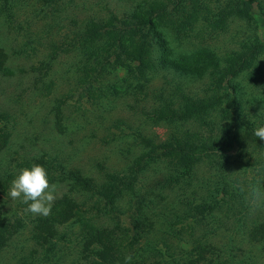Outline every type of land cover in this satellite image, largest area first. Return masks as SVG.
<instances>
[{
  "label": "rangeland",
  "instance_id": "obj_1",
  "mask_svg": "<svg viewBox=\"0 0 264 264\" xmlns=\"http://www.w3.org/2000/svg\"><path fill=\"white\" fill-rule=\"evenodd\" d=\"M132 1L0 0V47L6 53V56L0 53V180L6 189L4 192L3 187L0 188V210L13 219L26 221L24 229L19 230L8 245L0 247V264H84L86 259L81 252L83 242L88 238L89 226L100 225L101 221L108 224L106 219L109 216L105 213L112 212L107 210L104 198L94 191L86 190L84 194L83 191L77 193L70 189L68 183L61 180L63 170L80 168L86 176L102 177V181L109 174H116V171L126 176L135 167L136 158L150 148L139 134L127 133L141 128L142 124V129L148 132V136H153L155 145L158 143L156 135L162 138L165 136L166 127L154 125L156 123L151 119H140L144 115L153 116L157 104L161 103L163 85H166L165 81H169L167 77L155 78L142 87L136 86L137 79L131 80V89L134 90L128 96L120 91L123 92L122 97L117 100V96L113 97L111 92H107L105 97L100 94L101 86L110 85L109 76L102 74L95 82L94 90L89 91L85 90L86 83L81 82L76 72H69L71 68H78L76 50L70 44L73 30H86L89 16L97 17L99 22L108 21L112 13L125 18L134 5ZM217 2L211 0L209 3L216 7ZM213 14L215 12L209 18L204 15L205 20L201 18L194 27L188 29L183 25L190 22L187 14L176 12L175 19L181 28L179 36L170 26L164 27L173 37V45L177 37L182 50L210 46L221 54L231 47L240 49L245 38L253 42L257 37L264 42V19L257 11L249 19V24L245 17H232L228 20L227 28L212 34L206 26H212ZM165 17L169 23L174 20L170 16ZM257 55L254 63L259 59L264 60V49ZM116 73L123 77V67H117ZM188 81L189 84L185 87L187 90L190 87L200 90V85H203L201 81ZM170 85L172 84L164 87L168 94L166 96L175 100L176 87ZM223 92L224 90L219 89L217 94ZM239 130H242L246 145L235 148L233 154L240 155L242 160L245 156H252L246 159L247 162L252 160L249 170L241 171V180L246 178L252 187L253 177L257 179L259 175L264 176V170H260L264 165V140L255 137L248 127H239ZM122 147L126 151H122ZM132 151L136 153L134 157L128 153ZM235 161L238 165L242 163ZM163 162L144 170L141 184L136 187L138 193L147 195L145 188L156 182L154 176L162 173L165 167ZM32 163L46 166L51 182L58 189L50 214L44 216L46 220L51 218L57 223L58 233L53 237L52 245L42 244L35 237L39 223L44 222L36 219L40 215L28 212L27 205L20 199L11 201L8 196L15 175L21 168ZM215 171L208 161H202L193 174V182L186 184L183 193L191 196L193 192H200L202 185L211 179ZM262 181L263 179H258L260 184ZM248 183L245 182L246 185ZM261 191L259 203L263 207L260 210H264V190ZM128 192L118 203L121 213L117 218L122 229L119 234L123 233L120 240L125 247L129 246L132 236L136 234L137 228L134 225L138 220L135 219H140L136 217V201L139 202V197H142ZM66 196L77 199V213L72 220L61 223L54 220L53 216L61 208H67ZM158 203L160 206L164 205L160 199ZM184 205L185 203L173 200L171 206L183 211L186 208ZM144 210L148 211L147 207L144 206ZM149 214L148 211L146 215ZM215 222L218 231L215 235L210 231L205 233V225L198 227L192 218L185 221L179 218L173 225L156 223V227L161 230L155 229L157 232L150 233L149 237L159 241V245L166 242L178 257H194L199 259L200 264H209L213 258L231 260L234 264H264V239L247 243L249 232L244 234L245 228H237L227 215L219 217ZM240 223L251 230L254 222L249 217ZM169 226H174L180 233L176 236L170 228L174 233L163 232L162 229ZM42 232L49 235L48 229ZM210 240L214 242L212 244L218 248V252L217 249L215 253L209 251L205 246V242ZM230 245L233 246L232 251ZM195 247L198 248L194 249Z\"/></svg>",
  "mask_w": 264,
  "mask_h": 264
},
{
  "label": "trees",
  "instance_id": "obj_2",
  "mask_svg": "<svg viewBox=\"0 0 264 264\" xmlns=\"http://www.w3.org/2000/svg\"><path fill=\"white\" fill-rule=\"evenodd\" d=\"M208 1L211 0H133L134 5L125 18L112 13L108 21L99 22L97 17L89 16L86 30H73V35H70L78 68H71L69 72H76L81 82L86 83L85 90H94L95 82L105 74L109 76L110 85L101 86L100 94L105 97L107 92H111L118 100L123 92L128 96L134 90L131 89V80L137 79L136 86L142 87L155 78L167 77L169 81H165V84L176 87L177 97L175 100L168 98L164 88L166 85H163L161 103L157 104L153 116L144 115L140 119H151L156 123L154 125L166 127L163 138L156 135V145L152 141L153 136H148V132L142 129V124L141 128L127 133L139 134L150 148L136 158L135 167L126 176L116 171V174H109L107 179L103 177L102 181V177L86 176L80 168L63 170L61 180L66 181L70 189L77 193L83 191L84 194L86 190L94 191L104 198L107 210L112 212L105 213L109 216L106 219L108 224L101 221L100 225L89 226L88 238L83 242L81 252L86 259L84 264H200L199 259L194 257H178L166 242L159 245V241L149 237L150 233L161 230L156 223L173 225L179 218L182 221L192 218L198 227L205 225V233L210 231L215 235L218 232L215 221L227 215L237 228H245L244 234L249 232L247 243L264 239V210H260L263 206L259 203L261 190H264V176L253 177L252 187L246 178L241 180L242 169L248 171L252 161L247 162L246 159L252 156H245L242 160L240 155L233 154L235 148L246 145L239 127H248L253 133L255 127L264 125V60L259 59L254 63L257 54L264 49L263 39L256 37V40L249 42V38H245L240 49L231 47L221 54L210 46L182 50L177 37L173 45V37L165 28L170 26L179 36L181 28L175 19L176 12L187 14L190 22L183 25L188 29L201 18L205 20L204 15L209 18L215 12L212 26L206 27L210 28L212 34L218 33L227 28L228 20L232 17H245L249 24L251 16L257 11L264 19V0H216L219 2L216 7ZM166 15L174 19L172 23L167 21ZM0 53L6 56L1 47ZM119 66L124 69L123 77L116 73ZM188 80L201 81L202 90L190 87L191 92L188 91L185 88ZM122 81L127 84L124 85ZM219 89L224 92L217 94ZM122 151H126L125 148L122 147ZM128 153L133 157L136 154L134 151ZM235 160L243 164L238 165ZM202 161H208L216 169L215 173L202 185L200 192H193L191 196L184 194V187L193 182V174ZM159 162H163L165 167L162 173L154 176L156 182L145 188L146 196L138 193L136 187L141 184L144 170L159 165ZM260 170H264V165ZM259 178L263 179L262 184L258 182ZM1 187L5 192L0 180ZM128 191L142 197H139V202L136 201V217L140 218L135 219L138 220L137 226L134 225L136 234L132 236L129 246L125 247L120 240L123 233L119 234L122 229L117 218L121 213L118 203ZM66 197L67 208H61L53 216L61 223L72 220L77 213V199L74 196ZM159 199L163 201V206L159 205ZM173 200L185 203L186 208L177 210L171 206ZM144 206L149 215H146L148 211L144 210ZM2 213L0 210V247L8 245L12 237L26 226L25 220L13 219ZM249 217L254 222L251 230L240 223ZM37 218L44 222L39 223L36 239L42 244L52 245L53 237L58 233L57 223L51 218L46 220L44 216ZM44 229H48L49 235L42 232ZM162 230L176 236L180 233L174 226ZM210 242H205L208 250L214 252L217 249L218 252V248L212 244L214 242ZM229 248L233 250L232 245ZM126 257H131V260L126 262ZM211 260L209 264H234L221 258ZM240 261L244 262V259Z\"/></svg>",
  "mask_w": 264,
  "mask_h": 264
},
{
  "label": "clouds",
  "instance_id": "obj_3",
  "mask_svg": "<svg viewBox=\"0 0 264 264\" xmlns=\"http://www.w3.org/2000/svg\"><path fill=\"white\" fill-rule=\"evenodd\" d=\"M255 137L264 139V125L254 128ZM57 185L51 182L46 166L32 163L19 170L11 182L8 196L11 201L20 199L27 205V211L40 216H48L57 198ZM126 262L131 257L125 258Z\"/></svg>",
  "mask_w": 264,
  "mask_h": 264
}]
</instances>
